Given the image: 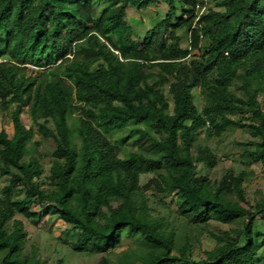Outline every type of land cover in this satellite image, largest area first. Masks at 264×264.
Returning <instances> with one entry per match:
<instances>
[{"label": "trees", "instance_id": "trees-1", "mask_svg": "<svg viewBox=\"0 0 264 264\" xmlns=\"http://www.w3.org/2000/svg\"><path fill=\"white\" fill-rule=\"evenodd\" d=\"M207 1L198 17L201 0H0V116L13 127L11 137L0 130V264H43L25 253L16 218H36L34 202L52 204L76 250L101 254L98 264H109L106 253L124 233L143 248L116 264H259L264 232L255 221H264V198L244 205V171L219 181L196 175L197 164L211 169L216 158L195 140L203 132L220 144L247 128L258 141L242 155L264 166V0ZM157 3L166 15L140 41L126 10ZM180 29L187 51L166 46ZM34 126L54 143L46 175L33 156ZM133 136L150 147L127 150ZM143 171L155 176L141 187ZM18 186L23 197L13 200ZM148 189L170 198L160 200L166 214L151 215ZM169 216L202 229L215 247L192 260V239ZM240 218L233 232L205 228Z\"/></svg>", "mask_w": 264, "mask_h": 264}, {"label": "rangeland", "instance_id": "rangeland-1", "mask_svg": "<svg viewBox=\"0 0 264 264\" xmlns=\"http://www.w3.org/2000/svg\"><path fill=\"white\" fill-rule=\"evenodd\" d=\"M166 12L167 7L163 3L152 4L139 12L133 8H127L126 20L129 25L133 26L135 36L139 37L141 41L144 33L151 30L155 23L163 19ZM165 38L166 46L177 45L181 50H188L185 29L178 30L173 36L168 33ZM189 53L191 55H198L196 51H190ZM192 94L195 97L196 105L200 107L201 97L199 89H193ZM21 121L27 127L31 125L28 108L26 107L23 108ZM47 126L52 127V124L48 123ZM0 130H4L10 137L12 136V120L8 114L0 116ZM34 132L31 142H36L37 145L35 146L33 156L37 160L42 175H46L52 161L51 151L54 148V143L52 139L44 138L37 132L35 126ZM127 132L128 129H125L112 138L115 139ZM255 141H258V138L254 137L247 128H236L220 144L214 140L207 139L203 132H200L196 137L195 144L203 146L208 153L212 154L216 158V163L211 169L206 168L203 162L197 164L196 175L207 176L211 180L219 181L228 170L233 171L236 175L244 171L246 176L242 183V189L247 200V204L244 203V205L252 208L255 200L264 198V166L258 160H246L242 152L247 148L252 149L253 147L249 146V142ZM125 147L127 150L148 149L150 143L146 138L142 139L133 136ZM28 158L29 156L25 157V159ZM154 176L155 174L149 171L141 172L139 185L143 187ZM6 183L7 178L0 176V192ZM23 189V186H18L17 190L13 191V200H19L23 197ZM143 193L147 206L152 209L151 215L166 214V210L160 205V202L162 200L167 201L170 198H160L154 189L145 190ZM31 211L37 213L36 218L26 219L20 215H16V218L22 220L24 224L26 238L25 253L30 254L35 252L43 264H98L101 254L95 251L80 252L76 250V236L74 232L70 230L68 224L57 216L56 209L52 204L39 205L34 202L31 206ZM169 220L177 234H187L192 239L193 251L190 256L192 260L198 261L204 258L205 252L211 251L215 247V242L202 229H194L192 231L190 226L185 225L180 220L174 219L173 216H169ZM242 222V218L235 220L229 225L210 222L205 228L207 231L217 234L226 230L233 232V230H238L242 227ZM255 229L259 233L264 232V221L257 218ZM260 238L259 236V240ZM142 248L143 244L138 237L129 236L124 233L119 237L118 245L111 248L106 253V257L109 264H116L118 258L124 253L132 255ZM258 250L260 253L259 264H264V255H261L264 247L258 244Z\"/></svg>", "mask_w": 264, "mask_h": 264}, {"label": "built area", "instance_id": "built-area-1", "mask_svg": "<svg viewBox=\"0 0 264 264\" xmlns=\"http://www.w3.org/2000/svg\"><path fill=\"white\" fill-rule=\"evenodd\" d=\"M202 3L198 4L196 6V10H197V16L199 17L205 10L206 6L208 5V1L207 0H201Z\"/></svg>", "mask_w": 264, "mask_h": 264}]
</instances>
